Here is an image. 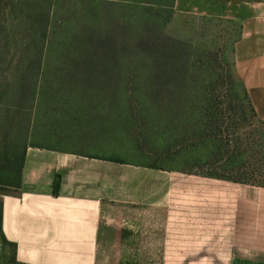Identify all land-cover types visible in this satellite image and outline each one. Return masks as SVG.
I'll return each instance as SVG.
<instances>
[{"label":"trees","instance_id":"16d2710c","mask_svg":"<svg viewBox=\"0 0 264 264\" xmlns=\"http://www.w3.org/2000/svg\"><path fill=\"white\" fill-rule=\"evenodd\" d=\"M10 7L16 19L14 32L33 39L18 43L26 53L0 58V186H21L29 147L65 151L60 145L62 126L103 116L99 109L111 105L104 114L116 109L121 124L134 119L135 109L148 121V135L160 147L164 163L140 164L264 187V182L240 173L246 147L234 134L248 113L257 116L236 74L239 21L228 18L239 28L226 43L235 71L219 72L213 45L170 34L174 6H129L124 13L110 9L102 27L92 22L100 17L97 6L83 12V22L59 24L53 21L55 6ZM60 33L66 37L49 36ZM10 42L2 47L7 49ZM119 46H124V54L162 60L150 61L145 69L138 65L113 71L109 64L118 63L114 58L122 54ZM131 100L138 102L136 108ZM59 184L56 178V194Z\"/></svg>","mask_w":264,"mask_h":264},{"label":"crops","instance_id":"0c3cea01","mask_svg":"<svg viewBox=\"0 0 264 264\" xmlns=\"http://www.w3.org/2000/svg\"><path fill=\"white\" fill-rule=\"evenodd\" d=\"M228 4L212 0L208 15L242 24L236 74L264 122V0L236 1L239 11ZM118 219L126 236L149 245L132 250L224 252L220 264H264L263 186L39 147L27 150L21 186H0V234L15 264H98L101 235Z\"/></svg>","mask_w":264,"mask_h":264},{"label":"rangeland","instance_id":"374dc122","mask_svg":"<svg viewBox=\"0 0 264 264\" xmlns=\"http://www.w3.org/2000/svg\"><path fill=\"white\" fill-rule=\"evenodd\" d=\"M196 1L199 2L200 6L197 5ZM211 1L175 0L173 3V0H0V58H12L19 56L21 53H26V50L20 48L18 43L20 44L22 40L30 41L33 39L28 34L19 35L14 32L16 19L11 13L10 6H55L53 21H56V24L63 21L83 22L85 20L83 12H92L91 7L97 6V8H100L98 12L100 17L95 18L92 22L97 23V26L99 24L101 27L108 22L106 15L110 9H115L116 13H124V8L127 12L129 6H174V20L167 27L170 34L172 36L177 34L194 41L197 40L201 44H207V46L213 45L215 49L212 52L218 56L215 68L219 72L231 71L232 69L234 72L233 53L229 49L227 51L226 43L227 41L230 42L231 37L238 35V24L228 22L227 17H208V14H211L209 13L210 6L206 5L210 4ZM216 1L229 3L230 8L234 7L236 11H239V8L242 7L233 6L239 0ZM243 1L248 2V0ZM219 9L220 6H217L216 10ZM207 17L210 20H207ZM49 36L66 37L65 33H60V35L49 34ZM99 37H103V35L100 34ZM7 41L11 42L8 48L4 49L2 46ZM216 43L217 46H215ZM115 46H118V44ZM119 47V51H125L124 46ZM155 58L151 56L143 57V55L139 57L122 52L114 58L117 59L118 63H112L109 66L112 67L113 71L122 70L123 72L127 68L130 69L129 66L139 65L140 69H145L150 65V61L158 63L157 61L162 60L161 58L155 60ZM115 65L116 68H114ZM137 104L138 102L131 100L132 108H136ZM145 107L147 106L145 105ZM111 108V105L105 107L106 110ZM105 109H99L103 112V116H95L93 119L83 117L79 121L73 120L62 126V131L65 132L62 137L64 141L60 142V145L63 144L62 148L66 151L99 157L117 156L123 160H136L138 163L144 162L157 165L164 163L160 160V147L156 146L154 138L148 135V128H146L148 121L142 118L136 109L133 111L134 119L126 123L122 122V124L121 119L116 115V109L110 115L104 114ZM248 114L246 121L238 123L236 133L232 131L235 136L243 138L246 147L244 154L245 168L240 173L248 179L264 182V122L252 116L251 113ZM227 125L229 126V119H227ZM124 210L123 204L117 205L116 211L122 216ZM122 224L118 219L115 225L116 229H108L106 230L107 233L101 235L98 264H188L189 262H191L190 264H220L218 262L226 261L221 257L224 252L132 250L130 249L131 246L147 247L149 245L134 240L135 237L140 238L139 234L137 236H126L125 227ZM113 231H115V234ZM219 254L221 256H218ZM0 264H15L12 247L2 239L1 234Z\"/></svg>","mask_w":264,"mask_h":264}]
</instances>
